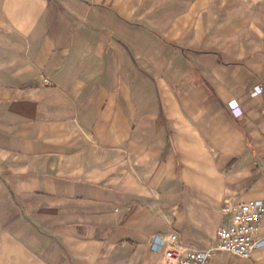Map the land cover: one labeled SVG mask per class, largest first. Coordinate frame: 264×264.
<instances>
[{
  "label": "crops",
  "instance_id": "obj_1",
  "mask_svg": "<svg viewBox=\"0 0 264 264\" xmlns=\"http://www.w3.org/2000/svg\"><path fill=\"white\" fill-rule=\"evenodd\" d=\"M263 107L264 0H0V264L215 243L264 200ZM254 241L208 264H264V217Z\"/></svg>",
  "mask_w": 264,
  "mask_h": 264
},
{
  "label": "built area",
  "instance_id": "obj_2",
  "mask_svg": "<svg viewBox=\"0 0 264 264\" xmlns=\"http://www.w3.org/2000/svg\"><path fill=\"white\" fill-rule=\"evenodd\" d=\"M43 83L50 84L49 78L44 77ZM260 91L261 88L256 87L254 93ZM234 109L233 106L231 110L234 111ZM223 210L231 213V221L229 225L216 230L215 243L205 248H194L181 243L176 233L165 236L157 234L150 240V249L163 255L164 264H208L215 252H226L239 258H249L256 247L254 234L257 223L264 217V200L247 199L233 204L225 201Z\"/></svg>",
  "mask_w": 264,
  "mask_h": 264
}]
</instances>
